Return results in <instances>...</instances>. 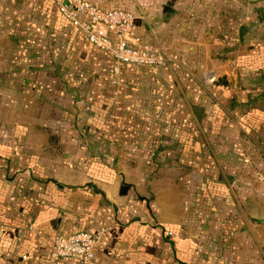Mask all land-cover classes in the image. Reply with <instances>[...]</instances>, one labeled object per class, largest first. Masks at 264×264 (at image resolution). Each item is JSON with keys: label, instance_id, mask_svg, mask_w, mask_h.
Wrapping results in <instances>:
<instances>
[{"label": "crops", "instance_id": "obj_1", "mask_svg": "<svg viewBox=\"0 0 264 264\" xmlns=\"http://www.w3.org/2000/svg\"><path fill=\"white\" fill-rule=\"evenodd\" d=\"M0 6V54L17 53L3 66L23 74L7 101L31 135L15 144L0 125V264H46L52 236L77 231L101 232V264H264V0H226V56L208 53L225 82L206 86L197 44L179 45L182 58L172 47L179 64L113 72L52 0ZM138 27L139 17L131 34L152 42ZM89 55L103 78L88 101H115L109 124L93 120L85 94H68ZM39 64L53 77L37 76Z\"/></svg>", "mask_w": 264, "mask_h": 264}, {"label": "rangeland", "instance_id": "obj_2", "mask_svg": "<svg viewBox=\"0 0 264 264\" xmlns=\"http://www.w3.org/2000/svg\"><path fill=\"white\" fill-rule=\"evenodd\" d=\"M1 1V0H0ZM100 4H104L106 6H123L127 7L139 17V31L144 37V39H148L162 47L166 48H174L176 51H179V57L182 58L180 55L179 45L183 46V51H188V45L197 44L200 48H204L205 51H199V59L201 60V64L199 67L208 71L211 66V61L209 59L210 55L212 57L216 56H226V41L230 39L226 37V30L228 32L227 26L231 24V20L227 19V10H226V0H93ZM1 8V6H0ZM1 10V9H0ZM171 10L172 12H169ZM1 12V11H0ZM173 48L171 50H173ZM185 51V52H186ZM211 53L208 55V53ZM14 54H0V125L3 129L4 137L9 136L14 141V143H20L25 137H30V134L24 133V127L22 122L17 121V116H12L13 108H16V104L19 102L16 99H10L7 101V97L9 94H15V91H18L16 86L17 84V77H22L23 74L20 71L17 72L18 65H15L14 70H7L5 69V65L3 66L5 61H8L9 58L12 60V56ZM21 59L23 55H20ZM3 57V58H2ZM180 58V59H181ZM20 59V67L23 69V66H26L25 63H22ZM89 61L86 59L83 64L89 65L85 66V74L79 75L75 74H68L71 77H82L79 79H75L76 85H71L69 82V86L75 88V92H69L70 96H74L76 94H85L84 101L88 104V110L91 111L93 114V120L99 123H105L106 121H110L113 119L109 117V115L113 114V110L115 108V101L113 99L106 98L105 102H101L98 100L88 101V98L97 99L96 95L98 91L97 82L101 81L103 78V74L101 70L96 67V63L93 61L90 55L88 56ZM102 60V59H101ZM89 62V63H88ZM189 62V61H188ZM190 64V62H189ZM186 65V63H185ZM41 69L40 74L37 73V76L47 79L51 75H53V70L49 67H45L44 64H41L39 67ZM46 68V69H45ZM71 70L69 67H66L64 70L58 69V73L56 72L58 77H64L66 73ZM62 72V74L59 73ZM205 71H199L198 78L200 74ZM99 72V74H98ZM55 74V73H54ZM56 74L54 76H56ZM98 74V75H96ZM107 77L114 78L113 74H109L108 70L106 72ZM26 77V74L24 75ZM28 76V75H27ZM53 77V76H51ZM8 80H3V79ZM84 78V79H83ZM2 79V80H1ZM216 80V78H215ZM4 81L5 83H2ZM13 82V83H10ZM17 84V85H16ZM202 86H206L207 84H202ZM60 89V85H58ZM68 86H65L67 88ZM103 88V87H102ZM106 88V97L111 96L110 93L115 91V87L113 90L112 84L105 85ZM117 88V87H116ZM12 89V90H11ZM15 89V90H14ZM10 90V92H9ZM60 92V91H59ZM64 92V91H63ZM101 92V91H100ZM103 93H105L103 91ZM61 94V93H60ZM63 94V93H62ZM17 95V93L15 94ZM103 99V98H102ZM87 100V101H86ZM6 103V104H5ZM8 104V105H7ZM223 105H225L223 103ZM79 106V105H78ZM3 108V109H2ZM77 110L79 107H74ZM77 108V109H76ZM11 109V111H9ZM99 110H104L105 116L103 119L98 117ZM68 111V112H67ZM8 112V115L6 116ZM79 112V111H78ZM77 112V113H78ZM72 108L70 110H65V116L70 117L69 121L72 117ZM111 113V114H110ZM65 117L64 122L67 120ZM21 118V117H20ZM73 122L76 124L81 123V119L76 120V114L74 117ZM4 121V123L1 122ZM98 119L101 121L98 123ZM105 119V122L103 121ZM23 121V120H21ZM106 122L105 124H109L110 122ZM63 122V123H64ZM60 124V123H59ZM10 127V131L8 129ZM2 133V132H1ZM112 137L111 134H106L105 136ZM81 137H77L76 141L80 140ZM107 139V138H106ZM125 185H123L124 187ZM240 251V250H235ZM241 252H238L239 255ZM238 258V257H237ZM238 264V262H237Z\"/></svg>", "mask_w": 264, "mask_h": 264}, {"label": "built area", "instance_id": "obj_3", "mask_svg": "<svg viewBox=\"0 0 264 264\" xmlns=\"http://www.w3.org/2000/svg\"><path fill=\"white\" fill-rule=\"evenodd\" d=\"M58 12L78 28L88 42L109 54L111 70L119 64L140 65L150 69L181 63L170 48L132 35L131 29L138 14L123 6H105L93 0H52ZM200 81L211 84L215 77L202 72ZM256 177L264 191V171ZM100 231L57 233L51 238V248L46 264L58 258L69 257L80 264H101L96 254ZM24 257V255H22Z\"/></svg>", "mask_w": 264, "mask_h": 264}, {"label": "water", "instance_id": "obj_4", "mask_svg": "<svg viewBox=\"0 0 264 264\" xmlns=\"http://www.w3.org/2000/svg\"><path fill=\"white\" fill-rule=\"evenodd\" d=\"M223 78H224L223 76H218L216 78V80H214V83H217V82H225ZM123 184L128 185L127 183H124V182H123Z\"/></svg>", "mask_w": 264, "mask_h": 264}, {"label": "trees", "instance_id": "obj_5", "mask_svg": "<svg viewBox=\"0 0 264 264\" xmlns=\"http://www.w3.org/2000/svg\"><path fill=\"white\" fill-rule=\"evenodd\" d=\"M53 2V1H52ZM101 5H104V4H101ZM106 6V5H105ZM48 55H51V54H48ZM40 65V64H39Z\"/></svg>", "mask_w": 264, "mask_h": 264}]
</instances>
